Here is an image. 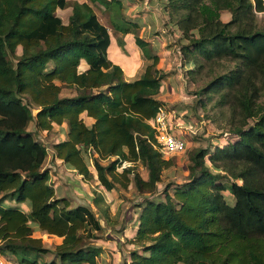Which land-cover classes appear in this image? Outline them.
I'll use <instances>...</instances> for the list:
<instances>
[{
    "label": "trees",
    "instance_id": "obj_1",
    "mask_svg": "<svg viewBox=\"0 0 264 264\" xmlns=\"http://www.w3.org/2000/svg\"><path fill=\"white\" fill-rule=\"evenodd\" d=\"M115 3L121 6L73 0L63 23L55 12L69 0H0V251L12 264H97L99 254L90 244L102 230L99 220L87 205L71 207L69 197L56 194L43 167L46 146L27 130L31 121L43 131L65 124L54 157L88 180L93 173L82 150H92L97 188L106 191L133 183L153 193L172 165L153 145L152 122L164 105L157 98L165 77L160 56L132 31L138 21L127 20L116 29L133 34L129 44L149 63L127 80L108 58L111 33L93 4ZM161 8L180 32L186 74L208 78L197 94L218 95L228 106L232 133L190 155L188 179L173 195L166 188L163 201H144L131 239L141 251L129 252V264H264V29L257 24L264 0H163ZM63 87L76 93L60 97ZM22 96L38 108L35 115ZM109 156L117 159L100 163ZM119 160L141 161L147 176L133 166L118 173ZM93 194L100 208L103 196ZM32 224L60 242L45 247ZM50 253L55 259L45 260Z\"/></svg>",
    "mask_w": 264,
    "mask_h": 264
},
{
    "label": "rangeland",
    "instance_id": "obj_2",
    "mask_svg": "<svg viewBox=\"0 0 264 264\" xmlns=\"http://www.w3.org/2000/svg\"><path fill=\"white\" fill-rule=\"evenodd\" d=\"M162 1L121 0V6L115 3L109 5V7L93 4V10L98 19L108 27L112 35L113 43L107 51L110 60L117 56V49L120 44L128 46L125 47L126 51L132 45V43L129 45V40L132 41L133 34L131 32H120L115 27V24H123L127 20L138 21L137 26L131 29L139 37L146 38L147 36H151V41L152 39H156V35H158L162 41L160 47L162 45L167 48L176 47L172 50L171 55L164 57L166 59H163V68L159 70L165 75L162 80V92L160 94L162 95L161 100L164 103L163 107L170 119L174 123L177 120L185 122V124L180 126H174V130L186 134L187 147L183 153L168 158L172 162V165L162 171L160 181L156 183V189L153 193H140L136 190L133 183L128 184L126 187L116 184L115 189L111 191H106L102 188L98 189V182L95 177L96 171L92 159V155L97 156V154L92 150L89 149L86 152L82 150V155L90 171L93 173V177L88 180L74 175L62 161H56L57 158L54 157L53 145L66 138L65 124L55 125L48 131L38 129L34 121H31L27 126V130L33 132L35 138L46 146L48 155L43 163V167L49 170V182L55 186L56 194L69 197L71 199L70 206L76 205V202L87 205L99 220L102 230L95 233L97 238L93 239L90 243L99 249V254L96 257L97 264H129V252L132 249L141 251V247L131 243V239L135 232L138 222L137 218L144 201L146 199L163 201L165 199L163 191L166 188L167 192L173 195L176 185L188 179L189 171L187 167L190 164V155L200 148L212 150L217 142L227 136V134L232 133L230 130L231 118H229L230 109L228 106H221L218 103V95H212L208 99L203 95L197 94V90L208 78L204 75H199L195 77L196 81H192L186 74L183 65H181L182 60L179 51L181 40L174 28V24L170 22L168 15L162 11ZM72 2L73 0H69V5L64 9H56L55 13L61 17L63 23H66L68 20ZM229 18L230 13L224 12L222 14L221 19L223 21ZM257 24L260 28L264 29V12L257 13ZM115 40L117 45L115 44ZM149 45L148 48L152 52L153 46L152 44ZM21 52V46H18L16 48V55H20ZM137 56L140 57V53ZM12 59L15 61L14 58ZM169 59H171V65L165 63ZM136 65L138 68L139 62ZM122 67L125 70V78L127 80L135 78V76L131 77V75H127L126 64H123ZM84 68L85 64L80 63L79 69L82 70ZM220 69V67L217 68V70ZM75 93V89L63 87L59 96H72ZM22 100L30 105L32 114L35 115L38 108L30 103L28 97L22 96ZM250 123H252V120H250ZM114 159H117V156H109L99 159V161L101 164H108ZM204 161L209 165L206 159ZM128 166H133L134 171H137L141 176H147V169L141 161L130 162L119 160L116 164V171L121 173ZM209 168L215 171L211 166ZM220 180L226 181L227 179L221 177ZM95 190L103 196V202H100L101 209L92 200ZM224 195L228 202L232 204L233 198L230 193L224 191ZM104 210L106 211L104 212ZM32 226L35 228L33 235L41 237L45 247L53 249L60 242V237L38 230L34 224ZM9 256L7 254V259ZM44 259L47 261L54 260L55 255L53 253L47 254L44 256ZM7 262L8 264H12L11 261Z\"/></svg>",
    "mask_w": 264,
    "mask_h": 264
},
{
    "label": "built area",
    "instance_id": "obj_3",
    "mask_svg": "<svg viewBox=\"0 0 264 264\" xmlns=\"http://www.w3.org/2000/svg\"><path fill=\"white\" fill-rule=\"evenodd\" d=\"M182 124L179 120L174 123L163 106L156 113L152 122V127L155 130V143L153 145L163 158H170L186 150V134L174 130V126ZM0 264H8L5 255L1 251Z\"/></svg>",
    "mask_w": 264,
    "mask_h": 264
},
{
    "label": "crops",
    "instance_id": "obj_4",
    "mask_svg": "<svg viewBox=\"0 0 264 264\" xmlns=\"http://www.w3.org/2000/svg\"><path fill=\"white\" fill-rule=\"evenodd\" d=\"M175 28V27H174ZM176 29V28H175ZM176 31H177V34H178V36H180V32L176 29ZM165 36V35H164ZM150 37L151 36H147L146 38L147 39H149L150 40ZM156 39H152L151 41H150V44H152V46H153V53H155V54H158L159 56H160V61H159V63H158V65H157V68L158 69H161V68H163V65H164V61H163V59H166V58H164L165 56H167V55H171L172 53V50L174 49V48H176L175 46H173V47H165L164 45H162L161 47H160V45H161V43H162V41L160 40V38H159V36L158 35H156ZM162 38V37H161ZM165 39V38H164ZM113 43V39H112V35H111V42H110V46H111V44ZM115 44L117 45V43H116V40H115ZM131 44V43H130ZM129 44V45H130ZM134 45L132 44L130 47H129V53H126V52H128V50L126 51L125 50V47H128V46H126L125 44L123 45V44H120V46H119V48L117 49L118 50V54H117V56H115L113 59H111L114 63H117V64H119L121 67H122V65L123 64H126L127 65V70H126V73H127V75L129 74V75H131V77H133V76H135V78H137L139 75H140V73L142 72V69L149 63V61L147 60V59H145L144 57H143V55H142V52H141V50L140 49H138L137 47H133ZM150 46V45H149ZM165 47V48H164ZM155 49V50H154ZM140 53V57H138L137 56V54H139ZM121 61V62H120ZM170 61H171V59H169L168 60V62H165L167 65H171L170 64ZM137 62H139V65H138V68H137V65H136V63ZM166 68H169V67H166ZM122 69H123V67H122ZM165 70V69H164ZM123 71H124V76H125V70L123 69ZM166 71V70H165ZM166 73H168L167 71H166ZM134 78V79H135ZM133 80V79H132ZM157 98L159 99V100H161L162 99V95L161 94H159L158 96H157ZM89 122H92V121H89ZM59 159H57L56 161H58ZM59 161H61V160H59ZM69 170V169H68ZM69 171H71V170H69ZM96 177V176H95ZM99 189V188H98ZM102 192V191H101ZM102 194H103V192H102ZM104 195V194H103ZM64 196H66V195H64ZM105 196V195H104ZM70 199V198H69ZM75 202V201H74ZM74 202H73V204H74ZM70 203H71V199H70ZM76 205L77 204H80V203H75ZM76 205H72L71 207H73V206H76Z\"/></svg>",
    "mask_w": 264,
    "mask_h": 264
}]
</instances>
